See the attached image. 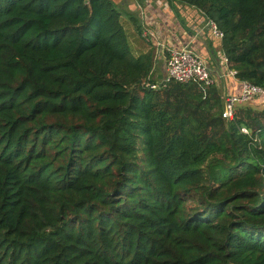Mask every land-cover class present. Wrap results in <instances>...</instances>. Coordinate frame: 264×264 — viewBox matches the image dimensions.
<instances>
[{"label": "trees", "instance_id": "1", "mask_svg": "<svg viewBox=\"0 0 264 264\" xmlns=\"http://www.w3.org/2000/svg\"><path fill=\"white\" fill-rule=\"evenodd\" d=\"M179 1L264 88V0ZM121 18L0 0V264H264V108L227 120L216 82L152 88Z\"/></svg>", "mask_w": 264, "mask_h": 264}, {"label": "crops", "instance_id": "2", "mask_svg": "<svg viewBox=\"0 0 264 264\" xmlns=\"http://www.w3.org/2000/svg\"><path fill=\"white\" fill-rule=\"evenodd\" d=\"M121 4L126 7V18L132 22L129 40L133 53H153L155 77L162 80L166 76L170 50L187 47L206 62L224 98L241 93L239 79L222 75L228 68L222 38L213 32L201 10L179 0H121ZM243 104L263 109L264 96Z\"/></svg>", "mask_w": 264, "mask_h": 264}, {"label": "built area", "instance_id": "3", "mask_svg": "<svg viewBox=\"0 0 264 264\" xmlns=\"http://www.w3.org/2000/svg\"><path fill=\"white\" fill-rule=\"evenodd\" d=\"M209 23L216 36L222 38L224 33L218 28L217 24L212 20H209ZM225 61L228 68L226 71H223L222 75H231L238 79V72L229 67L227 56ZM166 68L167 73L164 77L166 82L169 80H177L179 82L199 81L204 84H212L216 82L212 77L210 68L203 58L187 47L170 50ZM162 81L163 79L152 83L151 87L154 89L158 88ZM240 82L242 83L241 93L239 95H227L224 98L223 115L227 120H232L234 118L235 106L237 104H243L256 96H264L263 87L255 85L247 80H240ZM241 130L244 133H249V130L246 127H242Z\"/></svg>", "mask_w": 264, "mask_h": 264}, {"label": "rangeland", "instance_id": "4", "mask_svg": "<svg viewBox=\"0 0 264 264\" xmlns=\"http://www.w3.org/2000/svg\"><path fill=\"white\" fill-rule=\"evenodd\" d=\"M115 3H116V5H117V7L121 10V12H122V18H121V20H122V23H123V25L125 26V29H126V31H127V34H128V36H129V39L131 40V33H130V30H131V28H132V22L130 21V20H128L127 18H126V16H127V14L125 13V9H126V7H125V5H122L121 4V0H113ZM127 1V0H126ZM158 80H161V77H156ZM220 84V83H219ZM221 86V85H220ZM257 109H259V108H257Z\"/></svg>", "mask_w": 264, "mask_h": 264}, {"label": "water", "instance_id": "5", "mask_svg": "<svg viewBox=\"0 0 264 264\" xmlns=\"http://www.w3.org/2000/svg\"><path fill=\"white\" fill-rule=\"evenodd\" d=\"M165 83H166V80L163 79V81L161 82V86H162L163 84H165Z\"/></svg>", "mask_w": 264, "mask_h": 264}]
</instances>
